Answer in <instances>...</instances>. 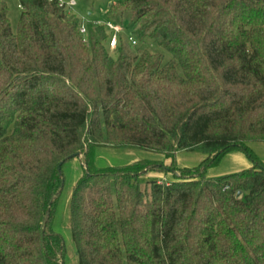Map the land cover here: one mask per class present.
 I'll use <instances>...</instances> for the list:
<instances>
[{
  "label": "trees",
  "instance_id": "16d2710c",
  "mask_svg": "<svg viewBox=\"0 0 264 264\" xmlns=\"http://www.w3.org/2000/svg\"><path fill=\"white\" fill-rule=\"evenodd\" d=\"M18 7L12 31L0 0V264H64L52 220L76 153L78 264H264V162L247 145L264 142V0L118 1L108 11L129 19L136 46L120 39L110 51L104 25L81 34L53 1ZM145 40L171 60L138 46ZM102 144L169 165L96 167ZM179 151L203 159L177 167ZM233 151L251 165L205 175ZM149 171L173 180L141 187Z\"/></svg>",
  "mask_w": 264,
  "mask_h": 264
},
{
  "label": "rangeland",
  "instance_id": "374dc122",
  "mask_svg": "<svg viewBox=\"0 0 264 264\" xmlns=\"http://www.w3.org/2000/svg\"><path fill=\"white\" fill-rule=\"evenodd\" d=\"M8 7V18L10 21L12 31L15 30L18 21L20 8L18 7V0H2ZM67 1V0H65ZM76 3L71 7L70 12L75 14L81 21L83 26H86L87 22H96L101 25H105L107 22L117 25L120 28L118 33V40L127 42L129 37H132V31L129 27V19L127 17L113 16L109 13L108 7L112 3L123 0H98L91 2L90 0H75ZM134 46V45H133ZM136 46V44H135ZM138 46L142 49L146 48L152 53H161L163 61L168 62L171 60V55L160 49L151 40H145L138 42ZM131 48V47H130ZM129 48V49H130ZM134 48V47H133ZM112 49H109V51ZM132 50V49H131ZM247 145L252 151L264 161V142L262 141H248ZM156 155L149 153L145 150L138 148H114L108 145H101L95 149L93 155V162L96 167L117 166L128 164L139 159H150L151 156ZM153 159H159L165 165H169V159L158 155ZM203 159V154L200 152H186L179 151L175 153L174 160L177 167H195L200 164ZM81 161V156H80ZM251 165L246 156L239 151H233L226 154L217 165L209 167L206 170V176H221L227 174V172H238ZM248 168V167H247ZM63 182L61 191L55 203L54 216L52 220V228L57 232L64 243L65 255L64 264H78L77 257L75 255V247L71 238V230L69 224V201L72 193V187L76 180L81 177L84 172L83 166L80 165L79 160L73 157L66 161L62 167ZM173 177L170 173L161 174L156 172H147L140 178L141 187L146 186L147 183L152 181H165L171 182ZM240 195V194H239ZM237 195V196H239Z\"/></svg>",
  "mask_w": 264,
  "mask_h": 264
},
{
  "label": "built area",
  "instance_id": "2783aa9c",
  "mask_svg": "<svg viewBox=\"0 0 264 264\" xmlns=\"http://www.w3.org/2000/svg\"><path fill=\"white\" fill-rule=\"evenodd\" d=\"M49 1H53V2H55V4L58 7L65 8L69 11L71 10V7L74 6L76 3L75 0H67V1H65V0H49ZM104 26L109 32V38H108V42H107L108 48L114 49L116 47V45L118 44V33L120 32V28L117 25L112 24L111 22L105 23ZM85 31H86L85 26H83L81 24V26L79 28V32L81 34H85ZM128 40L130 41L131 45L135 44V41L133 40L132 37H129Z\"/></svg>",
  "mask_w": 264,
  "mask_h": 264
},
{
  "label": "water",
  "instance_id": "95a60500",
  "mask_svg": "<svg viewBox=\"0 0 264 264\" xmlns=\"http://www.w3.org/2000/svg\"><path fill=\"white\" fill-rule=\"evenodd\" d=\"M73 157H76L79 160L80 165L83 166L82 162L80 161V154H78V153H76L75 155H71V156L67 157L66 160H69V159H71ZM61 165H62V162L58 165V169H60ZM60 177H62V174L61 173H60ZM62 181H63V178H62ZM239 194L240 193L238 192L237 195H239Z\"/></svg>",
  "mask_w": 264,
  "mask_h": 264
},
{
  "label": "crops",
  "instance_id": "0c3cea01",
  "mask_svg": "<svg viewBox=\"0 0 264 264\" xmlns=\"http://www.w3.org/2000/svg\"><path fill=\"white\" fill-rule=\"evenodd\" d=\"M153 156H156V157H158V155H153ZM153 156H151V158L150 159H153ZM156 157H154V158H156ZM263 161V160H262ZM264 162V161H263ZM250 165L248 164V166L247 167H249ZM246 167V168H247ZM243 169H245V168H243ZM228 173V172H227ZM229 173H230V171H229ZM209 177H212V176H209Z\"/></svg>",
  "mask_w": 264,
  "mask_h": 264
}]
</instances>
